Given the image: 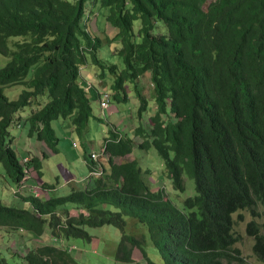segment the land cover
Wrapping results in <instances>:
<instances>
[{
  "label": "trees",
  "instance_id": "trees-1",
  "mask_svg": "<svg viewBox=\"0 0 264 264\" xmlns=\"http://www.w3.org/2000/svg\"><path fill=\"white\" fill-rule=\"evenodd\" d=\"M97 13L98 28L104 22L115 29L106 38L120 42L114 52L121 68L98 56L104 41L90 26ZM158 21L166 33L155 32ZM0 55L9 57L0 67V163L18 186L29 170L41 179L47 157L26 151L19 159L13 147L9 127L20 124L18 113L26 106L27 135L57 153L52 121L62 119L81 134L102 90L116 103L128 102L134 92L141 118L149 99L138 86L148 72L154 105L147 128L134 130L141 142L115 128L103 140L98 162L93 151L84 153L89 171L102 168L91 187L48 197L13 190L30 209L0 201V232L8 228L35 238L48 232L61 242L36 243L13 262L1 249L0 235V264H81L65 239L90 240L85 227L103 225L121 231L115 256L123 262H134L137 248L141 261L156 264L147 255L148 237L161 264H246L234 247L240 236L233 213L241 209L252 216L245 232L264 263V0H0ZM89 66L98 67L101 77L105 70L112 76L107 89L100 84L106 79L100 77L98 85L86 80L82 70ZM17 84L24 88L8 98L4 87ZM150 147L175 190H184V174L194 180L196 193L182 207L163 189L150 187L137 158L117 161ZM41 186L55 188L44 181ZM67 204L79 212L72 215ZM125 217L145 225L147 236L128 231Z\"/></svg>",
  "mask_w": 264,
  "mask_h": 264
},
{
  "label": "rangeland",
  "instance_id": "rangeland-1",
  "mask_svg": "<svg viewBox=\"0 0 264 264\" xmlns=\"http://www.w3.org/2000/svg\"><path fill=\"white\" fill-rule=\"evenodd\" d=\"M96 12V11H95ZM95 14V13H94ZM90 26L93 28L95 33H98L104 41L98 51V56L106 63H115L118 67H122V58L118 53L114 52L116 47H119V41H107L106 37H112L115 34V29L110 25L103 22L100 25L99 15L97 13V18L95 22L93 18L90 19ZM139 25V20L134 21V30H137ZM166 33V26L158 21L155 32ZM156 32V33H157ZM19 37H12V39H17ZM90 59V57H88ZM9 57L0 55V67L4 66ZM96 74H100V69L96 66H89L82 70L83 76L90 83L95 85L99 84L101 78L106 79L100 82L102 85H106L105 89L109 87L112 82V76L105 70V77ZM101 77V78H100ZM24 87L20 84L4 87L5 95L14 99L18 96ZM141 92L149 99L148 107L146 111L143 112L140 118L137 114V107L139 106L138 99L136 98L134 92H129L128 102H110L109 105L102 111L101 114L100 106L97 101H92V110L94 116L90 117L86 125L85 130L81 134H77L70 130L68 123L62 119H57L52 121V126L56 130L59 137L57 153H51V150L45 145V152L50 153L46 158L42 160L41 170L43 175L40 178L37 177L33 170L28 172V186H18L14 183L6 174L3 165L0 163V201L19 208L30 209L29 203H24L18 196L14 195L13 190H19L20 194H30L31 190L29 187L34 189L32 193L38 196L48 197L59 196L68 194L73 186L77 189L89 188L92 185L91 179L85 181V178L89 175L88 167L84 161V153L98 152L101 148L104 138L110 135V130L115 129L119 131H126L129 136H133L135 143L142 141L140 136L134 134V130L139 125L146 127L149 125L148 119L153 112V101L151 97L153 96V89L150 82L149 73L141 76L139 81V86ZM29 113V107L26 106L18 114L21 115L22 120L19 125H12L9 127L10 134L13 136V147L17 153L19 159L25 155L26 151L41 150V142L37 141L35 137H30L27 135L28 125L25 119ZM101 118V119H97ZM30 141V142H29ZM75 143V145H73ZM33 144L34 146H32ZM44 152V153H45ZM136 157L139 166L142 169V177L153 190L163 189V195L166 198L171 199L178 207L183 206V200L186 197L195 195V185L194 180L187 174H184V184L185 188L183 191L175 190L172 187L171 180L169 179L166 169L164 167L163 160L158 152L150 147L149 149H139L135 148L134 152L128 156L118 158L117 161L133 159ZM102 160V159H100ZM105 162V161H104ZM67 170L74 174L75 183H70L69 178L65 177L63 170ZM65 170V171H66ZM149 171V174L146 171ZM67 174V173H66ZM47 182L49 184H55L54 189L49 191L42 188L41 184ZM72 204H67L70 208L69 213L76 215L79 210L72 207ZM258 210L261 207L258 206ZM60 213L62 214L61 210ZM242 215V218H239ZM252 218L250 212L247 209H241L233 213L234 232L240 236V240L234 244V247L239 248L241 251V256L246 260V264H264L260 261L252 252L253 238L246 234L245 226L246 223ZM127 222V229L135 235H140L147 229L145 225L141 224L142 227L137 226L134 220L130 217H125ZM258 222H261V218H256ZM86 231L91 235V239L83 238H68L65 239V246L68 249L70 255L81 264H146L142 260V255L139 249L135 248L133 251L134 262L128 263L117 260L115 253L117 249L118 242L121 237V231L113 225H103L99 227H85ZM5 232V233H4ZM1 234V249L4 255L9 261H17L19 257L17 255H22L30 247L36 245V243H49L61 246V242L50 240L49 235H42L39 238L29 236L28 233L21 231H10L8 228H3L0 232ZM146 251L148 257L156 264L162 263L161 255L158 250L150 243L147 237Z\"/></svg>",
  "mask_w": 264,
  "mask_h": 264
},
{
  "label": "built area",
  "instance_id": "built-area-1",
  "mask_svg": "<svg viewBox=\"0 0 264 264\" xmlns=\"http://www.w3.org/2000/svg\"><path fill=\"white\" fill-rule=\"evenodd\" d=\"M110 103V93L106 90H102L100 94V99H99V106L101 110H104ZM75 145V143H73ZM101 151L99 152H92L91 157L98 162V158L100 155ZM28 158H24L23 160L26 161ZM102 172L101 165L97 164L95 165L94 169L89 171V175L85 178V181L94 178L96 176H99ZM21 186H23L21 184Z\"/></svg>",
  "mask_w": 264,
  "mask_h": 264
},
{
  "label": "crops",
  "instance_id": "crops-1",
  "mask_svg": "<svg viewBox=\"0 0 264 264\" xmlns=\"http://www.w3.org/2000/svg\"><path fill=\"white\" fill-rule=\"evenodd\" d=\"M99 105V104H98ZM101 110V109H100ZM105 112L104 111H102L101 110V114H104ZM105 139V138H104ZM30 142V141H29ZM40 142V141H39ZM40 144V147H41V150H38L39 151V153H37V150H35L34 151V153L32 152L33 150H28L27 152L29 153L28 154V156L29 157H31V156H35V157H39V158H41L42 159V156H41V153L42 152H45V145H44V143L43 142H41V143H39ZM32 146H34L33 144H31ZM35 147V146H34ZM45 154L48 156L50 153H47V152H45ZM136 158V157H135ZM43 160V159H42ZM85 161V160H84ZM42 162V161H41ZM86 162V161H85ZM66 170V169H65ZM65 170H63V173H64V175H65V177H68L69 178V181H70V183H75V176H74V174H72L71 172H68L67 170L65 171ZM89 172V171H88ZM67 173V174H66ZM23 186H25V187H27L28 186V180H25V182L22 184ZM77 189V187H75V186H73L71 189ZM29 189L31 190V192L34 190L33 188L31 189L30 187H29ZM20 195H27V194H20Z\"/></svg>",
  "mask_w": 264,
  "mask_h": 264
},
{
  "label": "clouds",
  "instance_id": "clouds-1",
  "mask_svg": "<svg viewBox=\"0 0 264 264\" xmlns=\"http://www.w3.org/2000/svg\"><path fill=\"white\" fill-rule=\"evenodd\" d=\"M24 182H25V181H24ZM24 182H23V183H24ZM23 183H22V184H23ZM20 186H21V185H20Z\"/></svg>",
  "mask_w": 264,
  "mask_h": 264
}]
</instances>
